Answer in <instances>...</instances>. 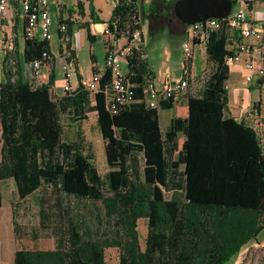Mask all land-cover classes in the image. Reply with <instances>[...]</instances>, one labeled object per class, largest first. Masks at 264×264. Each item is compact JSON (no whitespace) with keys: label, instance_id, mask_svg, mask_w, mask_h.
Returning a JSON list of instances; mask_svg holds the SVG:
<instances>
[{"label":"trees","instance_id":"trees-1","mask_svg":"<svg viewBox=\"0 0 264 264\" xmlns=\"http://www.w3.org/2000/svg\"><path fill=\"white\" fill-rule=\"evenodd\" d=\"M256 1L264 2L249 0L248 7L253 9ZM174 2L150 1L151 33L166 26L171 32L175 29ZM131 5L140 9L137 0H118L110 18L103 21L95 16L90 0L91 19L79 23L91 42L95 40L91 23L106 22L104 33L117 38L131 39L140 30V42L127 55L134 100L119 105L116 113L105 86L91 93L79 67L78 84L66 91L52 90L58 79L55 65L46 82L32 85L26 80L24 63L50 53L49 40L23 33L21 55L18 39L14 44L9 38L3 41L0 207L2 183L7 179L14 180L20 198L44 187L49 198L41 199L40 215L43 226L55 237L54 248H18L13 264H106L109 247L118 249V264H226L264 228V139L245 118L238 119L230 111L226 87L230 78L227 57L233 55L228 47L229 27L222 25L208 37L210 67L200 87L184 95L188 115L173 114L163 130L159 111L147 102L153 74L147 57L141 56L146 53L144 34L140 19L128 12ZM77 8L86 14L83 2L78 1ZM68 11L72 15L75 9ZM66 22L72 36L76 22L70 17ZM175 101L173 97L161 99L159 108L171 109ZM254 109L261 114L260 101ZM92 111L116 181L112 172L103 176L98 172L94 153L79 127ZM65 119L76 125L73 138L65 134ZM188 162L208 194L205 201L186 197L182 165ZM160 166L164 186L172 191L169 198L155 196ZM72 199L92 204L95 210L89 221L84 214L72 215ZM140 218L147 219L143 246ZM13 222L19 235L20 225L15 218Z\"/></svg>","mask_w":264,"mask_h":264},{"label":"rangeland","instance_id":"rangeland-1","mask_svg":"<svg viewBox=\"0 0 264 264\" xmlns=\"http://www.w3.org/2000/svg\"><path fill=\"white\" fill-rule=\"evenodd\" d=\"M52 2L56 0H51ZM83 2L85 11L89 13L88 5L89 0H79ZM143 3H146L143 0ZM248 2L249 0H245ZM140 2V1H139ZM140 6V3H138ZM144 5V4H143ZM146 5V4H145ZM144 6L136 8L131 5L128 12L131 16H139L141 24H146L145 31V48L151 54V60L155 62V66L158 70L157 65L159 63L164 64L159 72L170 71V78H176L179 76V70L182 65V49L181 44L184 39V34L182 33V23L175 15L172 21L176 24L175 29L170 31L166 26L160 30L151 33L148 30V21L151 17L149 9L144 11ZM241 6V1H236L234 3V8ZM256 11H259V16L264 17V2L256 1L253 5ZM77 10L78 8H74ZM89 14L81 16L75 22L78 24L83 21L90 20ZM8 33H11L9 27L6 28ZM54 30V27H53ZM94 31L97 38L94 42H91L87 37V30H83L81 35L79 32L74 33V43L77 49V57L79 61L80 71L84 80L91 76V50L95 51L99 60L101 61L104 57V29L102 27L95 25ZM140 42V35L136 39ZM54 46L56 45V39L53 40ZM242 60L231 61V75L227 84L235 92V98L230 106L231 114L236 116L238 119L245 118L244 111L249 110L253 107L254 103L257 101L261 102V125L259 126V132L264 139V87L257 85V82H248L246 80V75L248 69L243 64L242 66H237ZM57 63V62H56ZM58 65V64H57ZM50 65H48L49 67ZM209 64L202 58V62L198 65L197 72L201 73L204 68L209 69ZM50 69L46 68L45 72L48 73ZM57 87L61 90L63 87V74L61 67L58 65L57 68ZM202 76L198 77V82L191 83V88L195 91L201 85ZM71 81L74 85L78 83L77 76L73 75ZM158 108V107H157ZM169 111L164 110L160 113L161 127L165 129L166 124L169 122ZM80 129L86 142L90 145L94 153V164L98 172L103 176L107 172H112L114 180L116 181L117 175L116 170L110 167L111 157L105 151V143L101 136L99 127L96 121V112L92 111L88 114V118L83 120L80 124ZM65 134L69 137H75L77 130L76 125H72L67 119L64 121ZM1 136V131H0ZM183 141V137L180 142ZM1 147V143H0ZM186 171V182H187V196L193 197L196 200H202L205 196H192V188L196 186V178L193 174L192 168L190 167V162L185 166ZM139 174V171H137ZM2 193H3V203L0 207V264H13L14 254L18 248H54L55 247V237L50 228H45L43 226L42 217L40 215V202L42 198H49L44 187L36 190L34 193L28 195L25 198H20L16 191V185L12 178L3 181L2 183ZM172 192L164 186L162 170L159 168L157 173V183H156V193L157 198H169ZM192 199V198H191ZM13 210H15L16 215L14 217ZM91 210H95L90 202L87 200H77L72 199V215L74 217H79L80 214H84L86 221L92 218ZM14 218L16 219L18 225H20V234L16 235L14 230ZM138 229L140 232L141 244L144 245V238L147 234V219L140 218L138 220ZM253 241V240H252ZM257 242L264 244V230L258 234ZM250 244L247 245V247ZM237 256H234L226 264H231ZM106 264H118L119 253L116 247H109L105 252ZM244 264H264V246H253L248 250V256L244 260Z\"/></svg>","mask_w":264,"mask_h":264},{"label":"built area","instance_id":"built-area-1","mask_svg":"<svg viewBox=\"0 0 264 264\" xmlns=\"http://www.w3.org/2000/svg\"><path fill=\"white\" fill-rule=\"evenodd\" d=\"M239 1V0H235ZM241 6L234 8L226 17H211L203 21L189 24L185 27V37L181 44L182 49V72L178 80H166L161 87H157L154 79H150L147 85V102L150 108L159 107L161 99L173 97L175 100L184 96L191 86V83L198 82V77L202 79L206 76L208 68H204L201 73L197 72L196 58L197 51L206 61L207 41L210 33L216 31L222 25H227L230 30L228 36V47L233 51V55L227 57V62L244 60V65L248 69L246 80L257 82V85L264 87V17L259 16V11L250 9L245 0H240ZM11 0H0V11L6 15L9 11ZM65 4L58 0L56 5L58 11H62ZM23 17L25 19L24 33L28 37L47 39L50 42L54 39L58 43L59 66L63 74L62 90L66 91L75 88L71 81L73 75L77 76L78 57L76 46L73 45L72 36L67 32L68 24L66 19L70 17L76 21L82 15L79 9L72 15L67 11V16L58 18V33L52 31L54 16L52 15V3L50 0H21ZM86 10V9H85ZM85 13L88 15L85 11ZM85 14V15H86ZM60 15V14H59ZM84 15V16H85ZM137 17V16H135ZM140 19V17L138 16ZM103 43L105 70H98L91 74L89 79L84 80L85 86L94 93L101 84L105 86L111 109L116 113L119 105H126L134 100V84L128 77L127 55L139 43L136 39L140 35V30H136L133 38H117L113 33H104ZM141 36V35H140ZM239 36V39H237ZM147 57L146 53L141 55ZM55 56L50 52H45L40 59L24 63V74L26 80L32 84L43 83L48 80L52 65H57ZM48 65H50L48 67ZM201 79V81H202ZM228 88L229 85L226 84ZM52 90L58 92L57 82ZM248 116V123L259 130L261 125V114L251 107L244 111Z\"/></svg>","mask_w":264,"mask_h":264},{"label":"crops","instance_id":"crops-1","mask_svg":"<svg viewBox=\"0 0 264 264\" xmlns=\"http://www.w3.org/2000/svg\"><path fill=\"white\" fill-rule=\"evenodd\" d=\"M61 1L64 2V4H65L64 7L65 8H63L62 11H60V12L58 11V9L56 7V5L58 3V0H56L54 2L51 1V3H52L51 11H52V15L54 16V19H55L54 25L52 26V31L55 34L58 33V31H57L58 18L61 15L63 17L67 16V11L64 10V9L77 8V3H78L79 0H61ZM91 1H92V6H93L94 11H95V16H98L103 21H106V20H108L110 18L111 14H112V11H113V8H114V5L118 2V0H91ZM150 1L151 0H145L146 3H143L144 2L143 0H137V2L140 3V6H144L146 4L145 7H144L145 8L144 9L145 12L148 9H149V12H150V6H149L150 5ZM163 9L164 8H162L160 10V12ZM150 20H151V18L148 21V30L150 29ZM24 24H25V19L23 17V12H22V7H21V0H11L8 13L6 15H3L1 13V11H0V81L4 78V72H3V66H2V61H3V57H4L3 41H4L5 38H9L8 41L10 42V44H14L16 39H18L17 40V47H18V50H19L20 55H21L22 51H23V39H22V36H23V33H24ZM79 25H80L79 23L78 24L75 23L73 28H74V33L76 31V32H79L78 35H81L83 30H86V29L80 27ZM95 25L102 27V29H105L107 24H106V22L91 23V32L95 35V39H96L97 35H96L95 31H94V26ZM7 27H9L11 29V33L10 34L6 30ZM53 27H54V30H53ZM142 30H143V34H144V40H145L146 24H142ZM184 30H185V27L183 28V32H182L184 34V37H185ZM149 32H150V30H149ZM74 33L72 35V42H73V45L75 46V43L73 41L74 40ZM104 37H105V34H104ZM58 52H59V48H58L57 40H56V45L55 46H54L53 40H52L51 41V53L55 56V58H56L55 60H57L56 62L59 65V59L57 58L58 57ZM91 54H93V57L91 56ZM91 54H90V56H91V74L93 73V67H95L97 69V71L98 70H100V71L105 70L104 67H103V59H104V57L100 61L94 50L93 51L91 50ZM146 55H147L148 63L150 65L151 69H152V74H153L152 79H154L155 84H156L157 87H161L162 84L166 80H173L174 81V80H178L181 77L182 65H181V68L179 70L180 71L179 72L180 73L179 76H177L176 78H170V73H171L170 71H166L165 73L164 72L163 73L159 72V71L162 70L161 68L163 67L164 64L159 63L157 65L158 70H159L157 72V69H156V66H155L156 64H155V62H153L151 60V54L147 51V49H146ZM202 58L203 57L201 56V54L197 51V58H196V66L197 67L202 62ZM243 64H244V60H242V62L240 64H237L236 67H238L240 65L242 66ZM58 65H56V73H58L57 72ZM78 67H79V61H78ZM79 72L81 73L80 67H79ZM81 75H82V73H81ZM230 75H231V67H230ZM90 77H87V78L89 79ZM83 79H84V77H83ZM228 89H229V105H231V103L233 102V100L235 98V92H234V90L231 89V86L228 87ZM188 90L192 91L193 89L190 87ZM157 110L159 111V117H160L161 111L168 110L169 113H170L169 122H168V124H166L165 129L169 125L173 114L180 115V116H187L188 115V106L186 104V98L184 96H181L178 99H176V101L174 102V105H173V107L171 109H161V108L158 107ZM162 129L165 130L164 128H162ZM186 164L182 165V168L184 170H185L184 166ZM190 167L192 168L193 174H194V176L196 178V175H195V172H194V169L192 167L191 162H190ZM159 168L162 170V174H163L162 167L160 166V167H158V169ZM186 171L187 170H185V173H186ZM157 173H158V171H157ZM186 176H187V174H186ZM163 180H164V178H163ZM192 191H193L192 192L193 193L192 196H194V197H197L199 195L200 196H205V198H202L203 201L208 199V194H207L206 190L203 189L202 187H200V185L197 182V179H196V186H195L194 189L192 188ZM187 192L188 191H187V185H186L185 193H186L187 199L188 200H196V199H193V197H191V195H190V197H188L187 196ZM262 230H264V228ZM248 244H250V245L247 247ZM248 244L244 245L242 247V249L237 254L234 255V256H237V258L231 264H244V260L248 256V250L251 247H253V246H264V244H261V243L257 242L256 240L250 241ZM234 256H232L230 258V260Z\"/></svg>","mask_w":264,"mask_h":264},{"label":"water","instance_id":"water-1","mask_svg":"<svg viewBox=\"0 0 264 264\" xmlns=\"http://www.w3.org/2000/svg\"><path fill=\"white\" fill-rule=\"evenodd\" d=\"M233 0H175L173 13L187 27L211 17H226L233 10Z\"/></svg>","mask_w":264,"mask_h":264}]
</instances>
